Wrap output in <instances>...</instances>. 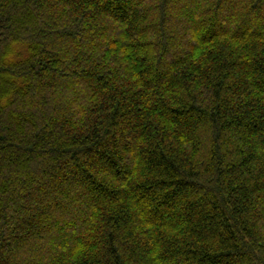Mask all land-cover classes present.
Instances as JSON below:
<instances>
[{
	"label": "trees",
	"instance_id": "trees-1",
	"mask_svg": "<svg viewBox=\"0 0 264 264\" xmlns=\"http://www.w3.org/2000/svg\"><path fill=\"white\" fill-rule=\"evenodd\" d=\"M0 264H264V0H0Z\"/></svg>",
	"mask_w": 264,
	"mask_h": 264
}]
</instances>
